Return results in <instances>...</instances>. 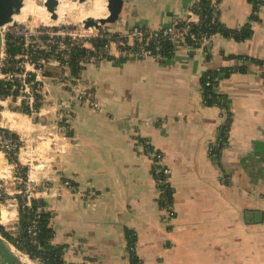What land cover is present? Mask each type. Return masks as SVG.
Here are the masks:
<instances>
[{"label": "crops", "instance_id": "0c3cea01", "mask_svg": "<svg viewBox=\"0 0 264 264\" xmlns=\"http://www.w3.org/2000/svg\"><path fill=\"white\" fill-rule=\"evenodd\" d=\"M191 2L123 0L111 27L165 26L187 16ZM79 8L83 18L97 15L90 1L87 13ZM217 11L225 27L248 25L249 33L216 32L206 46L182 44L162 59L126 54L85 64L81 74L100 108L73 101L56 64L42 76L37 116L1 107L0 128L20 138L17 162L47 203L50 240L62 245L64 263L129 264L131 232L142 264H264V0L255 13L249 0H219ZM219 68L231 71L216 82L218 102L207 104L200 79ZM159 165L171 186L166 220ZM16 167L0 150V225L12 234ZM5 260L13 264L0 244Z\"/></svg>", "mask_w": 264, "mask_h": 264}, {"label": "built area", "instance_id": "2783aa9c", "mask_svg": "<svg viewBox=\"0 0 264 264\" xmlns=\"http://www.w3.org/2000/svg\"><path fill=\"white\" fill-rule=\"evenodd\" d=\"M199 0H192L189 5L188 15L183 17V23L178 24V20H174L168 25L156 28L133 25L126 30L113 29L112 27L97 29V32L80 33L75 28L65 24L45 25L35 24L33 26L15 25V31L10 35L14 38V42H18L20 50L14 54H7L2 51V59L0 61V79L5 81L8 93L0 94V109L8 102V107L15 109L28 115L35 117L39 113V107L35 106L37 100H42V76L47 74V66L56 64L62 69V73L58 76L61 82L70 91V96L73 101L86 102L94 108H100L95 100L93 86L83 78L81 70L85 64L97 61L106 56L113 58L120 55L131 54L138 58L155 57L158 59L164 58L160 39L165 38L173 44L174 50L182 44L189 48L204 47L207 44V39L211 35L206 33L196 32L191 29L192 23L201 21L199 12L195 9ZM214 7L217 6L215 0H211ZM216 16V13H213ZM90 29L89 28H84ZM102 40V44L95 45V39ZM198 42V46L195 44ZM80 49L79 55L76 57L74 72L71 71L70 59L74 54L75 49ZM3 68V69H2ZM209 84V80H206ZM15 103V104H12ZM26 107V111L22 107ZM60 118H68L67 110L60 111ZM67 120V119H66ZM61 126V125H60ZM221 140H216L209 147V154L216 158L217 148ZM20 138L11 133H6L3 129L0 130V150L3 151L6 157L16 156L19 148ZM145 152L157 160L161 157L158 151L150 150L145 147ZM14 162V161H13ZM18 163V162H17ZM16 162V166L18 165ZM16 179L19 186L14 198L17 195L23 198V204L29 205L30 199L36 197L34 195L37 186L29 178L25 170V175H22L21 170L17 166ZM156 179V186L159 191V197L162 199L161 218L166 220L172 213V204L165 197V187L169 184L168 169L163 165H159ZM62 183L66 186H72L68 179H64ZM6 191L0 189V201L4 198ZM47 205H38L37 211L46 210ZM35 221H30L27 225L29 233L36 232ZM132 252V254L130 253ZM127 253L129 264H140L131 262V257L135 252L134 242L127 245ZM37 260V259H36ZM42 264V263H40ZM71 264H85L79 262H71Z\"/></svg>", "mask_w": 264, "mask_h": 264}, {"label": "trees", "instance_id": "16d2710c", "mask_svg": "<svg viewBox=\"0 0 264 264\" xmlns=\"http://www.w3.org/2000/svg\"><path fill=\"white\" fill-rule=\"evenodd\" d=\"M219 0H215L217 4ZM254 7V13L257 12L259 5L263 2V0H249ZM200 16L201 21L197 23H192L191 29L196 32L200 31L201 33H206L207 35L214 34L216 32L222 33L224 35H231L234 38H243L245 37L249 31L250 26L246 25L239 29H229L224 26V24L220 21L218 17L217 6L214 7L211 0H199L197 7L195 8ZM213 13L217 15L214 16ZM255 18L254 16H252ZM178 24L184 22L182 18L177 19ZM199 35V34H198ZM14 38L10 34L6 35L4 42V49L7 54H14L20 50L21 45L17 42H14ZM160 44L162 45V51L164 57H169L173 53V44L165 38L160 39ZM95 45H101L102 40L95 39ZM196 45L198 42L195 43ZM198 46V45H197ZM80 49H75L74 54L70 59L71 63V71L74 72L76 70L75 63L76 57L79 55ZM3 69V68H2ZM231 70L226 69H206L202 73L201 76V87H202V97L205 103L212 104L218 102V94L216 93L215 86L218 78L228 74ZM206 80H209V84H206ZM5 81L0 79V94L8 93V90L5 86ZM41 101L37 100L35 103L36 107L40 106ZM23 111H26V107H22ZM1 129V128H0ZM3 129V128H2ZM6 133H11L15 136L14 133L10 132L7 129H3ZM11 161L17 163L16 156L13 155L9 158ZM19 169L21 170L22 175H25L26 167H20V164L17 163ZM160 175V173H156V176ZM165 197L171 202V186L167 184L165 187ZM18 199V221L16 232L14 234L9 233L4 229L2 225H0V233L6 237L8 241H10L16 248L26 253L30 258L37 259L39 263L42 264H71L64 263L62 260V245L51 243L52 237V228L49 225V216L50 212L48 209L37 211L38 205H47L46 201L40 197H34L30 199L29 205L23 204V198L17 195ZM159 202L162 203V199L159 197ZM35 221L36 232L31 234L27 230V225L30 221ZM135 236L131 232H127V245L129 243L134 242ZM132 254V252H130ZM131 262L142 264V261L137 256V254H133L130 258ZM138 260H140L138 262Z\"/></svg>", "mask_w": 264, "mask_h": 264}, {"label": "water", "instance_id": "95a60500", "mask_svg": "<svg viewBox=\"0 0 264 264\" xmlns=\"http://www.w3.org/2000/svg\"><path fill=\"white\" fill-rule=\"evenodd\" d=\"M83 3L85 0H72L71 2ZM105 6L107 9V14L105 16L94 18L92 16H87L83 18V26L85 28L95 27L98 28L100 25L106 22H114L119 12L122 8L123 0H105ZM60 0H44L43 5L45 7V12L49 15L51 20H55L58 16ZM23 5V0H0V61L2 59V46H3V34L2 29L5 24L13 19V15L20 12ZM0 244L6 249L8 255L10 256L11 263L13 264H24L21 260V252L14 249L6 241V239L0 235ZM7 264V260L3 262Z\"/></svg>", "mask_w": 264, "mask_h": 264}, {"label": "rangeland", "instance_id": "374dc122", "mask_svg": "<svg viewBox=\"0 0 264 264\" xmlns=\"http://www.w3.org/2000/svg\"><path fill=\"white\" fill-rule=\"evenodd\" d=\"M43 1L44 0H24V5L25 7V13L23 16H19L17 18L12 19L10 22H8L7 24H5L3 26L2 29V34H3V41L5 42V38L7 34H11L12 32L15 31L14 27L15 25H20V26H33L35 24H45V25H58V24H65L69 27L75 28L78 32L80 33H95L97 32V29L95 27H90V29H85L84 30V26H83V17L79 16L78 18H74L71 20L68 19H62L65 18V8L67 6L72 7L73 10L78 9L81 5H87L88 0H85L83 3H79V2H71L72 0H60L61 2V6L59 7L60 12L58 13V15L60 16L59 19L61 21L58 20H51L49 15H47V13L45 12V7L43 5ZM64 1V2H63ZM60 5V4H59ZM85 12L87 13V8H84ZM68 20V21H67ZM112 23L111 22H106L102 25H100L98 28L99 29H104V28H109L111 27ZM4 42H3V46H2V51L4 52ZM25 255V254H23ZM27 259H30L29 257L26 256ZM31 260V259H30ZM34 264H36L33 260H31Z\"/></svg>", "mask_w": 264, "mask_h": 264}, {"label": "bare ground", "instance_id": "6f19581e", "mask_svg": "<svg viewBox=\"0 0 264 264\" xmlns=\"http://www.w3.org/2000/svg\"><path fill=\"white\" fill-rule=\"evenodd\" d=\"M89 1L92 3V5L95 7V9L97 10V15H96V17L95 18H97V17H101V16H105L106 14H107V9H106V6H105V3H106V1L105 0H88V3H89ZM64 2V1H63ZM88 3H87V5H81L80 7H83V8H87V6H88ZM25 5H27V4H25ZM24 5V0H23V5H22V7H21V9H20V12L19 13H17V14H14L13 15V19L14 18H17V17H19V16H23L24 14H26L25 12V6ZM61 6V2H60V5H59V7ZM70 6V5H69ZM69 6H67L66 8H65V11H66V13H65V18H62V19H68V20H71V19H74V18H78L79 16H81V13H82V10H80V8H78V9H75V10H73V8L72 7H69ZM93 8V7H92ZM90 9L89 10V14H93L94 13V9ZM85 10V9H84ZM81 11V12H80ZM87 12H88V9H87ZM59 15L57 16V18L55 19V20H58V21H61L60 19H59ZM67 20V21H68ZM15 120V119H14ZM26 255V254H25ZM25 255H23V253H21V260H22V262L24 263V264H34L32 261H29L26 257H25ZM27 256V255H26ZM28 257V256H27Z\"/></svg>", "mask_w": 264, "mask_h": 264}]
</instances>
